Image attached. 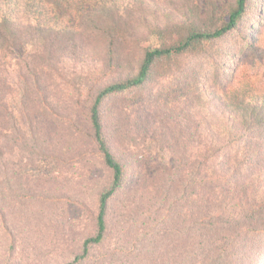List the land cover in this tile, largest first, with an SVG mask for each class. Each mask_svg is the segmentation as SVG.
Segmentation results:
<instances>
[{
  "label": "trees",
  "instance_id": "1",
  "mask_svg": "<svg viewBox=\"0 0 264 264\" xmlns=\"http://www.w3.org/2000/svg\"><path fill=\"white\" fill-rule=\"evenodd\" d=\"M203 3L0 0V131L7 124L18 127L8 105L29 90L28 79L32 93L42 95L46 89L41 67L61 77L65 53L103 52L107 75L102 80L111 77L92 94L88 114L111 181L98 197L94 234L63 264H85L94 247L107 240L111 200L126 187L128 165L122 158L129 153L113 151L103 108L126 94H131L130 104L142 101L136 103L141 113L134 115L128 106L129 113H122L125 137L138 133L148 140L158 165L146 170L136 159L142 179L132 194L140 223L135 246L124 242L101 264H264V0H234L225 13L216 0ZM253 15L259 19L255 28L246 23ZM146 32L159 36L158 46L143 40ZM236 36L244 43L231 50L229 38ZM247 57L253 65L245 70ZM13 65L18 82L11 81ZM176 74L189 86L188 93L166 102L155 95L149 99L153 83ZM212 111L220 118L214 125ZM227 113L233 128L223 117ZM21 117L34 131L29 108ZM236 120L242 129L233 134ZM165 157L166 164H159ZM0 162L7 165L1 148ZM7 212L0 196L3 223Z\"/></svg>",
  "mask_w": 264,
  "mask_h": 264
},
{
  "label": "rangeland",
  "instance_id": "2",
  "mask_svg": "<svg viewBox=\"0 0 264 264\" xmlns=\"http://www.w3.org/2000/svg\"><path fill=\"white\" fill-rule=\"evenodd\" d=\"M198 1L202 5L205 2ZM216 1L223 13L234 2ZM258 20L256 15L250 16L247 26L255 28ZM247 31L252 35L251 30ZM146 39L152 46L159 45V36L149 34L143 37ZM243 43L236 36L229 38L228 46L232 50ZM101 54L104 53L83 50L65 53L61 77L45 67L40 68L44 70L41 74L46 87L42 95L31 92L34 88L30 87L32 80L28 79L29 90L18 100L12 99L8 105L10 110H15L19 123L17 128L7 124L6 130L0 131V148L5 151L7 160V165L0 162V196L6 199L9 211L6 223L0 221V264L66 263L79 254L84 240L95 232L98 197L111 181V171L96 150L88 121L92 94L111 79L108 76L102 80L107 74L102 68ZM247 61L245 70L253 65L248 57ZM184 62L187 63V59ZM18 72L13 65L11 81L18 82ZM159 80L152 84L147 98L155 95L154 99L166 102L190 91L179 74ZM262 81L261 86H264V79ZM23 96L29 98L23 101ZM130 97L131 94H126L109 100L103 108L106 133L113 151L120 155L129 153L122 158L128 165L126 187L111 200L105 244L94 247L85 264H101L104 257L120 250L124 242L130 247L135 246L134 232L140 223L134 214L136 199L132 194L134 185L142 179L137 177V160L141 159L140 165H144L146 170L149 165L151 170L153 165H158L154 162L155 154H152L155 150L148 140H143L138 133L125 137L122 127L125 122H121L123 111L129 113L131 109L134 115L141 113L136 103L142 99L130 104ZM26 108L31 111L34 131H29L22 121V111ZM218 113L221 114L220 111ZM211 115L215 116L211 119L212 124H217L220 120L217 111L210 112ZM223 117L230 120L233 128V119L228 117V113ZM236 124L233 134L242 129L240 121L236 120ZM214 128L218 133L222 131V128ZM246 133L248 135L250 131L246 130ZM248 148L244 147L243 151ZM243 151H239V155L243 156ZM165 159L158 160V163L165 165ZM146 215L145 212L142 217ZM139 219L148 222V219ZM10 242L13 248L8 250Z\"/></svg>",
  "mask_w": 264,
  "mask_h": 264
}]
</instances>
